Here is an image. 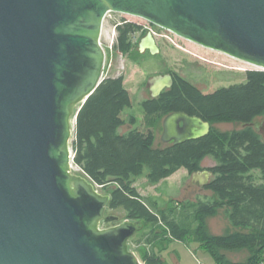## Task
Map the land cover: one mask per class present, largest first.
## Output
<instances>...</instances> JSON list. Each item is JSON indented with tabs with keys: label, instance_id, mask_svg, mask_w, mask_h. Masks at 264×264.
Returning a JSON list of instances; mask_svg holds the SVG:
<instances>
[{
	"label": "water",
	"instance_id": "95a60500",
	"mask_svg": "<svg viewBox=\"0 0 264 264\" xmlns=\"http://www.w3.org/2000/svg\"><path fill=\"white\" fill-rule=\"evenodd\" d=\"M109 11L264 70V0H0V264H144L129 249L142 226L107 214L110 195L71 172L77 114L105 79ZM139 47L160 51L151 32ZM147 84L156 97L173 79L159 74ZM248 125L264 138V117ZM210 129L172 112L162 141ZM191 177L204 187L212 172Z\"/></svg>",
	"mask_w": 264,
	"mask_h": 264
},
{
	"label": "trees",
	"instance_id": "16d2710c",
	"mask_svg": "<svg viewBox=\"0 0 264 264\" xmlns=\"http://www.w3.org/2000/svg\"><path fill=\"white\" fill-rule=\"evenodd\" d=\"M140 28L134 22L118 26L117 52L133 50L138 42H133L132 34ZM135 101L122 76L106 77L77 114L72 147L74 165L110 195L108 209H122L127 219L147 226L133 242L143 263L168 264L161 254L165 241L198 243L214 264L264 262V176L258 182L250 174L259 169L264 175V138L248 125L264 117V70H247L243 83L205 90L176 74L170 87L142 104L140 126L119 133L129 120L126 110ZM172 112L200 117L211 129L198 139L156 147L159 118ZM129 121L136 124L134 116ZM214 122L239 123L242 128L220 132L212 127ZM206 157L217 161L207 168L212 178L204 186L214 197L160 208L135 186L134 180L145 168L147 181L158 184L178 172L192 175L204 170L201 162ZM221 209L232 226L241 230L211 234L204 228L202 219ZM245 249L249 256L244 261H233L227 255Z\"/></svg>",
	"mask_w": 264,
	"mask_h": 264
},
{
	"label": "rangeland",
	"instance_id": "374dc122",
	"mask_svg": "<svg viewBox=\"0 0 264 264\" xmlns=\"http://www.w3.org/2000/svg\"><path fill=\"white\" fill-rule=\"evenodd\" d=\"M116 17L132 20L136 23L148 27L160 47V52L151 54L149 52H138L133 48L128 54L114 53L112 58L113 66L108 72L111 62V50L115 51L116 36H114L112 21L108 20L105 24L104 35L100 38L101 46L105 52V76L123 75L126 88L130 89L135 95V103L132 108L127 109L128 118L135 117L136 124L132 125L130 121L120 127L119 133H127L135 127H139L144 119V112L141 102L149 97V86L147 80L155 75L175 73L181 75L200 89H218L220 87H229L233 84H239L246 81L247 70H261L256 66L234 59L226 54L214 51L189 40L183 39L173 32L162 29L158 26H151L149 22L140 17L131 16L122 13H116ZM141 31V30H140ZM107 35V36H106ZM136 42L139 43L142 38L141 33L137 32ZM165 116L159 118L156 132V147H163L167 143L162 141V123ZM263 117L257 119L261 123ZM212 127L220 132H232L239 130L242 125L234 122H214ZM74 136L70 141L73 152ZM217 161L212 157H206L201 162L203 169L214 167ZM72 173L85 176V174L74 165ZM148 170L145 168L143 174L134 180L135 186L144 196H150L157 201L160 208H169L176 202L193 201L197 198L214 197L212 191L205 190L203 186L192 182V177L188 173L178 172L172 175L168 180L158 184H151L147 181ZM254 179L260 182L263 179V173L259 169L250 172ZM96 186V185H95ZM96 189L107 194L106 190L96 186ZM116 214L121 216V221L127 219L126 213L122 209L107 210V214ZM142 226V230L129 240V249L135 251L140 257V251L135 248L133 242L137 240L142 232L147 230L142 221H133ZM204 228L211 234H226L241 229L234 228L230 222L227 212L224 209L217 211L213 216L202 219ZM161 254L167 256L168 264H214V260L209 252L202 249L198 243L191 242L189 246L180 241H165L162 244ZM249 256L248 251L241 250L232 252L228 257L233 261H244ZM261 264H264L262 262Z\"/></svg>",
	"mask_w": 264,
	"mask_h": 264
},
{
	"label": "flooded vegetation",
	"instance_id": "af4514ba",
	"mask_svg": "<svg viewBox=\"0 0 264 264\" xmlns=\"http://www.w3.org/2000/svg\"><path fill=\"white\" fill-rule=\"evenodd\" d=\"M118 18V17H117ZM128 22H134V21H132V20H128V19H124V20H122V22H114V21H112V25H113V31H114V36H116V39H117V35H118V26H120V25H122V24H124V23H128ZM134 23H136V22H134ZM136 24H138V25H140L141 26V28H140V30H137L136 32H134L133 34H132V36H135L136 35V33L137 32H140V33H142L143 32V36H145L148 32H150V31H148L147 29H148V27H146V26H144V25H142V24H139V23H136ZM149 24L151 25V26H153V27H155L156 25H154V24H151L150 22H149ZM104 28H105V25H103L102 26V32H101V36H103L104 35ZM107 36V35H106ZM142 36V37H143ZM154 36V35H153ZM156 40V39H155ZM156 43H157V41H156ZM116 44V43H115ZM158 45V44H157ZM114 47H115V45H114ZM136 48H134V49H137L138 50V52H144V51H146V52H149V53H151L150 52V50L149 49H145V50H141L140 49V47H139V43L135 46ZM159 47V46H158ZM159 49H160V47H159ZM111 52H112V54H111V62L109 63V67H108V72H110V69L112 68V66H113V60H112V58H113V56H114V53L115 52H117V50L115 49V51L114 50H111ZM160 52V51H159ZM117 53H119V52H117ZM152 54V53H151ZM105 64H104V70H105ZM105 72V71H104ZM167 74V73H166ZM169 74H171V76H172V79L174 80V78H175V73H172V72H170ZM120 76H122L123 77V75H117L116 77H120ZM181 76V75H180ZM182 77V76H181ZM123 79H124V77H123ZM165 89H167V87H165L162 91H164ZM151 98H153V96L151 95V93H150V89H149V97L148 98H146V99H144L142 102H141V104H143L145 101H147L148 99H151ZM158 127L159 126H157L156 125V132H157V130H158ZM162 134H163V123H162ZM171 143V142H170ZM167 144H169V143H167Z\"/></svg>",
	"mask_w": 264,
	"mask_h": 264
},
{
	"label": "built area",
	"instance_id": "2783aa9c",
	"mask_svg": "<svg viewBox=\"0 0 264 264\" xmlns=\"http://www.w3.org/2000/svg\"><path fill=\"white\" fill-rule=\"evenodd\" d=\"M108 20H110V21H114V22H122V20H124V19H122V18H117L116 17V12H112V11H109L106 15H105V17H104V19H103V25H105L106 24V22L108 21ZM114 32V31H113ZM137 36H132V40H133V42H136L135 40L138 38H136ZM100 38H102V36L100 37ZM101 40V39H100ZM101 43V42H100ZM102 44V43H101ZM103 77H108V76H105V72H104V75H103Z\"/></svg>",
	"mask_w": 264,
	"mask_h": 264
},
{
	"label": "crops",
	"instance_id": "0c3cea01",
	"mask_svg": "<svg viewBox=\"0 0 264 264\" xmlns=\"http://www.w3.org/2000/svg\"><path fill=\"white\" fill-rule=\"evenodd\" d=\"M231 253H228L227 255L229 256ZM163 255V257L165 258V260L167 261V262H169L168 261V259H167V256L166 255H164V254H162Z\"/></svg>",
	"mask_w": 264,
	"mask_h": 264
},
{
	"label": "bare ground",
	"instance_id": "6f19581e",
	"mask_svg": "<svg viewBox=\"0 0 264 264\" xmlns=\"http://www.w3.org/2000/svg\"><path fill=\"white\" fill-rule=\"evenodd\" d=\"M72 167V166H71ZM72 172V171H71Z\"/></svg>",
	"mask_w": 264,
	"mask_h": 264
}]
</instances>
